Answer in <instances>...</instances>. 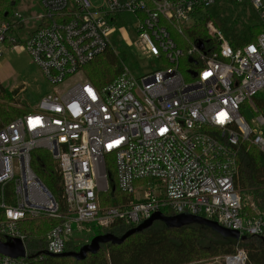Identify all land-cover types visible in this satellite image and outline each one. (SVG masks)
Instances as JSON below:
<instances>
[{"label":"built area","instance_id":"2783aa9c","mask_svg":"<svg viewBox=\"0 0 264 264\" xmlns=\"http://www.w3.org/2000/svg\"><path fill=\"white\" fill-rule=\"evenodd\" d=\"M35 1L40 11L33 16L17 12L0 21V59L5 51H25L51 88L0 129L4 241L20 239L26 257L21 222L58 218L46 234L45 252L60 254L75 232H92L90 225L134 227L164 211L202 217L239 236L261 235L264 212L249 203L252 214L243 213L235 182L243 146L264 154V0H230L253 11L262 26L237 47L210 19L203 41L185 35L198 9L216 0ZM122 14L134 17L133 38L116 25ZM113 36L154 58L157 68L137 77L121 61L101 87L82 75L69 82L98 55L118 56ZM36 148L56 162L60 200L31 168ZM109 167L126 196L118 205L101 203L110 189ZM25 257L0 255V264ZM237 257L244 264L242 250L225 264Z\"/></svg>","mask_w":264,"mask_h":264},{"label":"trees","instance_id":"16d2710c","mask_svg":"<svg viewBox=\"0 0 264 264\" xmlns=\"http://www.w3.org/2000/svg\"><path fill=\"white\" fill-rule=\"evenodd\" d=\"M18 2L19 0H0V21H6ZM245 8L242 4L239 7V14L234 17L227 12V8H223L222 13H218L214 19L202 9H198L199 17L195 18L193 27L186 31L185 35L187 34L191 40L203 41L207 37L204 25L210 19L233 47L250 42L262 31V26L253 11L250 10V16L246 15ZM105 55L108 53L98 55L82 67L86 78L96 87H101L112 80L116 73L112 68L115 58L113 56L106 58ZM17 94L18 90L8 91L0 84V129L30 110L25 100L17 102L15 99ZM18 103L20 106H17ZM35 151L36 149L31 152L32 170L50 194L56 200H60L61 181L55 160L46 150L37 155ZM238 162L236 187L240 194L250 195L254 206L264 212V154L256 147L246 145L240 150ZM108 181L110 189L101 195V203L118 205L126 196L117 189L113 167L108 168ZM243 213L252 214L249 203H245ZM163 214L174 216L170 211H164ZM2 218L0 210V220ZM59 222L58 218L46 217L21 222L20 229L25 235L27 256L18 264H225L223 258L235 256L239 250L245 254L244 264H264V232L261 235L233 238L223 236L204 224L191 223L168 227L159 220L154 221L148 228L130 235L122 243L101 244L96 253H88L83 260L70 256L53 257L45 254V237ZM90 228L97 233L92 234L89 241L94 236L105 233L119 237L133 226L117 221L106 228L92 225ZM0 239L4 241L2 236ZM75 240L73 238L66 244L64 252L78 251L84 245L82 242L76 243Z\"/></svg>","mask_w":264,"mask_h":264},{"label":"rangeland","instance_id":"374dc122","mask_svg":"<svg viewBox=\"0 0 264 264\" xmlns=\"http://www.w3.org/2000/svg\"><path fill=\"white\" fill-rule=\"evenodd\" d=\"M223 8H227V12L234 17L239 11V7L230 0H216V3L212 4L205 11V14H208L211 19H214L218 13H222ZM40 11L35 0H19L17 7L12 11V13H21L25 17H31L35 13ZM245 13L247 16H250V9L245 8ZM239 14V13H238ZM199 17V14L195 15V18ZM117 26H126V29L129 31V36L133 38L134 34L131 29V24L134 22V17L130 14H122L118 17ZM29 25H32L30 22ZM29 29V28H28ZM175 40L179 41V44L182 47H186V42L180 41V37L174 32H172ZM187 35V34H186ZM188 36V35H187ZM188 38H190L188 36ZM191 39V38H190ZM112 45L118 53V56H114L111 51H108V56H113L115 62L112 64V68L115 71L121 65V61L127 66V68L135 75L140 76L144 72L152 71L157 68V63L154 58H146L141 56L135 51L132 47H127L117 36L112 37ZM184 69V68H183ZM86 77L83 70L81 73L70 78L69 82H73L78 79L79 76ZM0 84L8 91L18 90V94L15 96L17 102H27L29 108L35 107L39 102L40 98L51 91V88L43 79L39 69L31 63L29 55L24 52H13L6 51L5 61L0 66ZM20 103L17 106H20ZM43 148H36L34 152L35 155L39 152H45ZM243 201L245 203H253L252 198L248 194H241ZM97 233V231H92L91 233L87 232H75L73 237L76 239L75 242H82L83 244L88 243L89 237ZM85 235L86 237H82ZM83 238V239H82ZM81 240V241H80ZM87 240V241H86ZM219 260V258H217ZM225 263V258H223Z\"/></svg>","mask_w":264,"mask_h":264},{"label":"water","instance_id":"95a60500","mask_svg":"<svg viewBox=\"0 0 264 264\" xmlns=\"http://www.w3.org/2000/svg\"><path fill=\"white\" fill-rule=\"evenodd\" d=\"M156 220L164 222L165 225L168 227L181 226L184 224H191V223L204 224L206 226H209L213 230L219 232L223 236L240 238L237 231L225 229L219 226L216 222L202 217L192 216L188 214L166 216L161 212H156L153 213L148 219L143 220L138 225L127 230L123 235L119 237L110 233L99 234L94 236L88 243L84 244L78 251H67V252H62L60 254H51L45 252V254L53 257L70 256L77 260H83L86 258L88 253L90 254L96 253L99 250L101 244H105L109 242L112 244L122 243L130 235L140 232L151 226V224ZM241 238L243 237L241 236ZM0 255L7 256L12 259L23 258L25 257L24 245L18 238L8 239L7 241H2L0 239Z\"/></svg>","mask_w":264,"mask_h":264},{"label":"bare ground","instance_id":"6f19581e","mask_svg":"<svg viewBox=\"0 0 264 264\" xmlns=\"http://www.w3.org/2000/svg\"><path fill=\"white\" fill-rule=\"evenodd\" d=\"M229 264H241V259L239 257L230 259Z\"/></svg>","mask_w":264,"mask_h":264},{"label":"crops","instance_id":"0c3cea01","mask_svg":"<svg viewBox=\"0 0 264 264\" xmlns=\"http://www.w3.org/2000/svg\"><path fill=\"white\" fill-rule=\"evenodd\" d=\"M5 55H6V51L4 52L2 58L0 59V66L3 64V62L5 61Z\"/></svg>","mask_w":264,"mask_h":264},{"label":"snow or ice","instance_id":"6c2138e0","mask_svg":"<svg viewBox=\"0 0 264 264\" xmlns=\"http://www.w3.org/2000/svg\"><path fill=\"white\" fill-rule=\"evenodd\" d=\"M205 75H207V74H205ZM220 118H221V120L224 118V114L223 113L220 114Z\"/></svg>","mask_w":264,"mask_h":264}]
</instances>
